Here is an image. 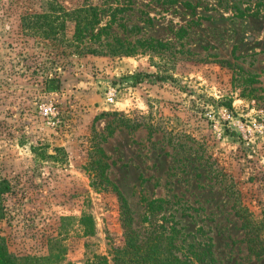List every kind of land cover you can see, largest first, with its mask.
Segmentation results:
<instances>
[{
	"label": "rangeland",
	"instance_id": "rangeland-1",
	"mask_svg": "<svg viewBox=\"0 0 264 264\" xmlns=\"http://www.w3.org/2000/svg\"><path fill=\"white\" fill-rule=\"evenodd\" d=\"M105 176L144 250L264 264L233 208L264 223V0H0V243L113 264Z\"/></svg>",
	"mask_w": 264,
	"mask_h": 264
},
{
	"label": "trees",
	"instance_id": "trees-1",
	"mask_svg": "<svg viewBox=\"0 0 264 264\" xmlns=\"http://www.w3.org/2000/svg\"><path fill=\"white\" fill-rule=\"evenodd\" d=\"M87 11V10H84ZM82 20L77 22L75 25V33H80L82 28H88L90 22ZM76 42L77 47L80 46L81 49L86 48L87 45H80L81 41L78 39H73L70 44ZM108 45V44H107ZM91 53L96 52V49H88ZM121 52H125L121 49ZM229 66L228 61H220ZM149 131H152V127L149 128ZM96 165L93 167L95 175H101V168L96 162ZM105 181L101 188L104 190L112 191L117 196L118 206H119V221L122 228V244L116 245L112 248V263L113 264H174L176 262L170 261L168 256L163 255V252H157L156 243L157 240L153 237L152 233L148 234V246L147 250L143 248V241H141L139 233L132 227L133 225V215L128 204L127 199L123 196L116 184L109 181L106 176L104 177ZM103 182V181H101ZM233 208L236 215L241 221V228L244 229V235L249 247V250L257 256L264 255V246L261 244L258 246L257 241H263L262 235L264 234V223L263 220H257L254 218L253 214L245 209L242 206L239 199L234 200ZM149 251L153 255H150ZM103 261L99 258L97 264H103ZM0 264H18L16 260L8 253L6 248L0 243ZM105 264V262H104Z\"/></svg>",
	"mask_w": 264,
	"mask_h": 264
},
{
	"label": "built area",
	"instance_id": "built-area-1",
	"mask_svg": "<svg viewBox=\"0 0 264 264\" xmlns=\"http://www.w3.org/2000/svg\"><path fill=\"white\" fill-rule=\"evenodd\" d=\"M242 125H240V127H241Z\"/></svg>",
	"mask_w": 264,
	"mask_h": 264
}]
</instances>
